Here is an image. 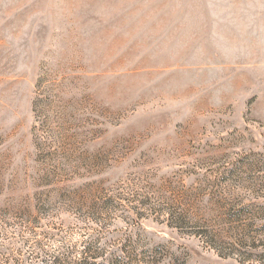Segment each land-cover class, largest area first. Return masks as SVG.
Returning a JSON list of instances; mask_svg holds the SVG:
<instances>
[{"label": "rangeland", "instance_id": "1", "mask_svg": "<svg viewBox=\"0 0 264 264\" xmlns=\"http://www.w3.org/2000/svg\"><path fill=\"white\" fill-rule=\"evenodd\" d=\"M81 261L264 264V0H0V264Z\"/></svg>", "mask_w": 264, "mask_h": 264}, {"label": "trees", "instance_id": "2", "mask_svg": "<svg viewBox=\"0 0 264 264\" xmlns=\"http://www.w3.org/2000/svg\"><path fill=\"white\" fill-rule=\"evenodd\" d=\"M84 262V263H83ZM79 264H88L87 262H85V261H81V262H79Z\"/></svg>", "mask_w": 264, "mask_h": 264}]
</instances>
